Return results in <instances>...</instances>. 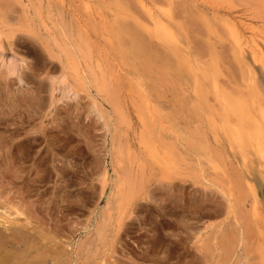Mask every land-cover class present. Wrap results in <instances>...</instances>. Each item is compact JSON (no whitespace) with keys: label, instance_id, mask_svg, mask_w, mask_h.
I'll list each match as a JSON object with an SVG mask.
<instances>
[{"label":"rangeland","instance_id":"1","mask_svg":"<svg viewBox=\"0 0 264 264\" xmlns=\"http://www.w3.org/2000/svg\"><path fill=\"white\" fill-rule=\"evenodd\" d=\"M261 110L264 0H0V264H264Z\"/></svg>","mask_w":264,"mask_h":264},{"label":"bare ground","instance_id":"2","mask_svg":"<svg viewBox=\"0 0 264 264\" xmlns=\"http://www.w3.org/2000/svg\"><path fill=\"white\" fill-rule=\"evenodd\" d=\"M14 62H15V64H14V67L16 68V67H20L21 65H22V63H23V59H21V58H19V57H16V56H14ZM3 64V63H2ZM10 67V66H9ZM13 69V68H12ZM224 100V104L226 105V106H228L229 107V109L237 116V118H238V120L240 121V120H243L244 118L248 121L249 120V118H248V116L245 114V113H243L244 112V105H242L241 103H230V102H228V100H226V99H223ZM261 112V114L263 113V111L261 110L260 111ZM263 115V114H262ZM264 116V115H263ZM262 117V116H261ZM251 131H246V130H244V131H235V136L234 137H236V140L235 139H233L234 141H237V142H239V143H243V141L245 140V141H251L253 144H254V146L256 147V149L260 152V154L261 155H264V138H263V136H262V133H261V130L259 129V127H255V128H252V129H250ZM240 132H244V134L243 135H241L240 134ZM236 143V142H235ZM239 145V144H238ZM17 219V218H16ZM25 220V219H24ZM1 221H3V220H1ZM5 222V221H4ZM27 222H28V220H27ZM26 222V223H27ZM15 223V222H14ZM16 224V223H15ZM30 224V223H29ZM28 224V225H29ZM3 225V224H2ZM18 225V224H17ZM27 225V226H28ZM14 226V225H13ZM19 228V227H18ZM18 228H16V229H18ZM5 229V228H4ZM18 231H19V229H18ZM6 232V231H5ZM15 234H16V232H15ZM20 234V233H19ZM18 235V234H17ZM17 238V237H16ZM38 240V239H37ZM15 241V240H14ZM22 255V254H21ZM13 259V258H12Z\"/></svg>","mask_w":264,"mask_h":264}]
</instances>
